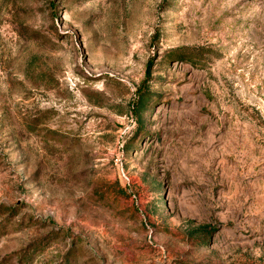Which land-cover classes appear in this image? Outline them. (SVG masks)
<instances>
[{
  "label": "rangeland",
  "instance_id": "1",
  "mask_svg": "<svg viewBox=\"0 0 264 264\" xmlns=\"http://www.w3.org/2000/svg\"><path fill=\"white\" fill-rule=\"evenodd\" d=\"M0 264H264V0H0Z\"/></svg>",
  "mask_w": 264,
  "mask_h": 264
},
{
  "label": "trees",
  "instance_id": "2",
  "mask_svg": "<svg viewBox=\"0 0 264 264\" xmlns=\"http://www.w3.org/2000/svg\"><path fill=\"white\" fill-rule=\"evenodd\" d=\"M150 64H147V66H146V74H147V76H149V73H150Z\"/></svg>",
  "mask_w": 264,
  "mask_h": 264
}]
</instances>
